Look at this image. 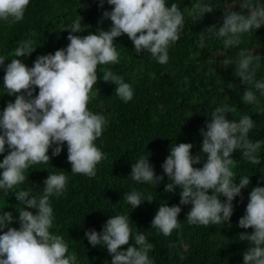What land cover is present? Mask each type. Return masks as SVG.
I'll list each match as a JSON object with an SVG mask.
<instances>
[{
	"label": "clouds",
	"instance_id": "9594fccd",
	"mask_svg": "<svg viewBox=\"0 0 264 264\" xmlns=\"http://www.w3.org/2000/svg\"><path fill=\"white\" fill-rule=\"evenodd\" d=\"M30 0H0V20L16 23L23 19ZM111 11L102 13L103 19L111 21L105 31L98 29L95 34L74 35L86 30L83 17L73 21L64 48L54 54L38 55L33 66L28 67L21 59L29 56L36 47L32 39L18 42L11 62L5 66L0 56V67H4L3 86L7 95L15 96L0 113V154H8L0 162V190H11L25 181V171L32 164L49 163L58 156L62 145L67 144V160L73 174L88 177L96 175V165L106 159V154L94 141L99 138L108 123L102 114H95L87 107L90 93L98 79L115 85V93L123 102L133 99L134 89L124 82L123 77L110 70L97 74V66L119 62V52L114 41L126 35L133 43L137 54L147 52L163 65L169 60L171 44L180 39L185 26V17L177 3L167 6L165 0H107ZM104 0H99L103 7ZM240 11L229 8L223 14L222 25L205 28L209 37L223 38V47L229 49L240 43L245 33H253L264 25V2L261 0H241ZM214 8L207 3H195L191 12L198 20ZM35 35V33H32ZM205 35L199 37V47L204 48ZM235 69L245 88L242 100L255 104L259 111L260 101L253 88L264 96V80H256L258 65L253 61L257 55L252 51L241 50ZM220 65L227 68L232 59L226 56ZM38 88V94L33 95ZM97 92L98 89L96 88ZM232 109L228 105L215 108L202 136L200 154L192 155L191 143H175L169 149L161 165L164 175H157L149 161V153L131 165L130 176L134 181L146 182L156 188L166 175L164 192H179V205L160 204L151 221V227L158 229L165 237L180 227L178 216L180 205H191L186 215L192 225H219L229 223L234 212L233 201L241 196V190L249 187V176H240L234 183L236 173L230 170L235 166L232 154H240L252 165L260 164L259 151L264 141H253L249 132L254 127L251 116L242 115L239 120H228L226 114ZM192 113L188 116L190 117ZM52 149V157L47 153ZM202 167H194L202 161ZM68 178L63 174H48L43 181V194L37 199L30 195L31 189L15 193L16 201L23 207L18 210L19 228L9 227L13 223L11 212L0 215V264H77L75 252L69 253L68 245L62 236L52 234L53 208L49 198L60 196L66 188ZM211 192V194H209ZM220 197L225 199L221 201ZM124 199L132 206L153 198H142L135 190L125 194ZM27 209H35V212ZM238 226L252 229L251 233H240L239 240L249 242L243 253V264H264V187H252L248 194L245 214L238 220ZM92 247L106 246L111 256V264H154L149 252L154 248L142 232L137 229L134 244L131 221L128 215H115L107 219L100 232L95 229L84 233ZM127 245L126 250L122 246Z\"/></svg>",
	"mask_w": 264,
	"mask_h": 264
},
{
	"label": "trees",
	"instance_id": "16d2710c",
	"mask_svg": "<svg viewBox=\"0 0 264 264\" xmlns=\"http://www.w3.org/2000/svg\"><path fill=\"white\" fill-rule=\"evenodd\" d=\"M177 3L185 17V26L180 39L169 46V60L159 64L147 52L137 54L132 41L121 35L114 41L119 52V62L97 66V74L102 78L107 69L123 77L124 82L132 85L133 99L123 102L115 93V85L98 79L93 86L88 102V109L95 114L106 117L102 135L94 143L106 154V159L96 165V175L88 177L73 174L67 160V144L62 145L58 156L52 157V149L48 151L50 162L32 164L25 171L26 179L11 190H0V215L3 211L11 212L13 223L9 227L19 228L18 210L23 205L16 201L15 193L19 190L31 189L30 195L39 199L43 194V181L48 174L63 173L67 185L63 194L49 198L53 208V225L49 229L52 234L63 237L68 245L69 253L75 252L77 264H111V256L106 246L92 247L84 233L86 230H102L107 219L115 215H128L131 221L132 240L139 229L147 241L154 245L149 258L154 264H243V253L249 242L240 241V233H251L252 229L238 226V220L245 214L248 194L252 187H264V143L259 151L260 164L252 165L239 150L232 154L235 166L231 167L237 177L249 176V187L241 190V196L234 199V212L230 222L219 225H192L187 222L186 215L191 205H180L182 211L178 216L180 227L165 237L158 229L151 227V221L160 204L179 205V192H164L168 178L156 186L146 182L134 181L131 176V165L149 153V161L153 164L157 175H164L161 168L169 149L175 143H191L192 155L200 154L202 136L200 130L210 120L215 108L228 105L232 111L226 114L228 120H239L242 115H249L254 120V127L249 132L253 141H264V111H259L255 104H247L242 100L245 88L235 69L238 64V53L243 50L252 51L258 65L256 80H264V25L253 33H245L240 43L229 49L223 47V38L209 37L205 28L220 26L223 14L231 7L240 11L241 0H165L167 6ZM264 2V0H261ZM195 3H207L214 8L198 20L191 12ZM113 6L104 0L103 7L99 0H30L24 17L16 23L0 20V56L5 59V66L11 62L18 42L25 39L34 41L36 49L21 59L28 67L38 55L54 54L57 49L64 48L68 29L78 15L83 17L82 24L87 25L85 31L74 35L95 34L98 29L107 31L111 21L102 18L104 11H111ZM35 33V35H32ZM204 34V48L199 47V37ZM226 56L232 59L227 68L220 65ZM4 67H0V113L8 102H14L15 96L7 95L3 86ZM96 88L99 92H97ZM36 88L33 95L38 94ZM264 108V96L253 88ZM192 115L188 117L190 114ZM148 152V153H147ZM8 154H0V162ZM202 155V167L206 154ZM3 170L0 169V172ZM137 191L142 198H153L151 203L145 201L132 209L124 199L125 194ZM211 194V192H209ZM221 201L225 198L220 197ZM35 212V209H27ZM7 228L0 230V234ZM127 245L122 246L126 250Z\"/></svg>",
	"mask_w": 264,
	"mask_h": 264
}]
</instances>
